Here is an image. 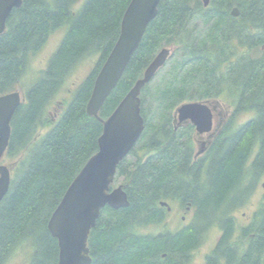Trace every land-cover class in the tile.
<instances>
[{
    "label": "trees",
    "instance_id": "16d2710c",
    "mask_svg": "<svg viewBox=\"0 0 264 264\" xmlns=\"http://www.w3.org/2000/svg\"><path fill=\"white\" fill-rule=\"evenodd\" d=\"M77 2L22 0L0 34L1 95L16 89L33 55L64 30L10 121L4 157L17 165L0 201V264L19 248L25 264H57L49 217L97 151L102 124L87 114L86 103L130 0H83L75 8ZM162 47L171 53L140 91L144 128L115 174L128 205L100 210L88 236L89 264H188L213 230L219 234L204 264H264V194L248 223L237 224L234 214L264 175V0H209L207 6L202 0H160L100 118L113 111ZM90 56H96L93 66L52 123L48 105ZM196 100H223L231 107L197 157L194 126L174 121L181 103ZM243 113L251 115L233 126ZM49 125L35 141L37 130ZM162 201L190 213L189 221L164 227L170 212ZM151 227L158 230L144 231Z\"/></svg>",
    "mask_w": 264,
    "mask_h": 264
},
{
    "label": "water",
    "instance_id": "95a60500",
    "mask_svg": "<svg viewBox=\"0 0 264 264\" xmlns=\"http://www.w3.org/2000/svg\"><path fill=\"white\" fill-rule=\"evenodd\" d=\"M159 1L130 0L121 19L119 35L94 79L86 112L101 121L102 130L97 139V151L80 168L49 217L48 229L58 245L57 264H89L88 236L100 210L106 205L112 208L128 205L122 186L112 188L111 183L118 163L133 148L144 128L140 91L165 64L170 50L166 47L158 50L142 76L136 79L106 118H100L98 112L120 79L147 25L156 16ZM202 2L207 6L209 0ZM21 3L22 0H0V34L6 28L5 22L11 10L20 7ZM231 14L237 16L238 8L233 7ZM24 100V94L18 90L0 95V201L11 181L12 165L1 163L11 134L10 121ZM216 106L206 101L184 102L175 110V122L177 125L190 122L196 134L211 132ZM202 145L204 143L197 154L204 150ZM160 205L170 210L166 202L162 201Z\"/></svg>",
    "mask_w": 264,
    "mask_h": 264
},
{
    "label": "rangeland",
    "instance_id": "374dc122",
    "mask_svg": "<svg viewBox=\"0 0 264 264\" xmlns=\"http://www.w3.org/2000/svg\"><path fill=\"white\" fill-rule=\"evenodd\" d=\"M83 0H78V2L75 4L78 8ZM64 30H58L57 32H54L52 35L49 36L46 44L44 47L37 52L35 55H33L28 68L22 78L20 79L19 83L16 86V89H18L21 93H25V91L29 88V86L34 82L36 77L38 76V73L40 70L44 69L46 66V63L51 56V54L55 51L57 48L62 36H63ZM170 51L171 48L169 47ZM96 60V56H90L84 58L73 70V72L67 77L65 82L63 83L60 90L56 93L54 99L47 107V115L50 118V121L53 123L59 117L61 116L62 112L64 111L66 107V103L70 100L71 96L73 95L75 89L77 88L78 84L81 82V80L85 77V75L89 72L91 67L93 66V63ZM65 102V103H64ZM214 103V101H213ZM219 104V108L223 113H227L226 117H228L229 113L231 112V107H228L225 101L218 100L217 102ZM251 113H243L237 116L236 121H234V125L238 123H242L244 120L248 119L250 117ZM216 120H214L215 123ZM236 123V124H235ZM51 127V125L47 127H41L37 130L34 140H39ZM206 133L203 134L205 137ZM201 136V135H198ZM198 136L195 135V145L194 149L195 152L198 150V147L200 146V141L202 140ZM202 136V137H203ZM132 159V157H130ZM2 163L6 165H12L13 170L15 166L17 165L16 159L7 158L6 156L2 158ZM13 175V171H12ZM122 178L119 177L115 182H113V186H117L120 184ZM264 182V176H262L258 182L257 188L254 192V194L250 197V201L245 206L240 207L237 211H235V217L237 224L239 225H245L248 223L251 219L252 213L257 209L259 201L262 199V195L264 194V188L262 187V183ZM174 207V206H173ZM190 213H187L183 209L179 208H173V210L170 212L167 221L164 224V227H166L169 230L175 229L177 226H180L182 224H185L189 221ZM158 228L151 227L146 230L145 232L149 231H157ZM219 232L217 230H213L209 233V236L207 240L196 250L193 251L192 258L189 261L188 264H203L204 258L207 255V253L213 248ZM26 260L24 258V249L19 248L16 250V252L10 257L5 264H25Z\"/></svg>",
    "mask_w": 264,
    "mask_h": 264
},
{
    "label": "flooded vegetation",
    "instance_id": "af4514ba",
    "mask_svg": "<svg viewBox=\"0 0 264 264\" xmlns=\"http://www.w3.org/2000/svg\"><path fill=\"white\" fill-rule=\"evenodd\" d=\"M226 119V112L223 113L220 109H216L213 113V122L214 120L215 123H214V132L210 135V134H206L205 137L203 136H198L199 138H201L202 140L200 141L201 143H204V146L202 145V147H204V150L205 148L207 147V144L209 142V140L216 134V132H218V130L221 128L223 122L225 121ZM197 156V154H195ZM264 176V175H263ZM250 201V198L247 199V201L244 202V205L245 206L246 204H248ZM204 261H205V258H204ZM204 264V262H203Z\"/></svg>",
    "mask_w": 264,
    "mask_h": 264
},
{
    "label": "bare ground",
    "instance_id": "6f19581e",
    "mask_svg": "<svg viewBox=\"0 0 264 264\" xmlns=\"http://www.w3.org/2000/svg\"><path fill=\"white\" fill-rule=\"evenodd\" d=\"M232 15V14H231ZM238 191V190H237ZM243 193V192H242ZM239 194H241V193H239ZM244 231V230H243Z\"/></svg>",
    "mask_w": 264,
    "mask_h": 264
}]
</instances>
